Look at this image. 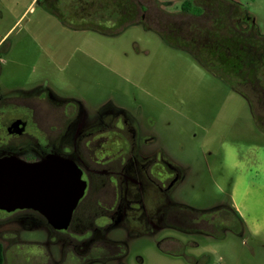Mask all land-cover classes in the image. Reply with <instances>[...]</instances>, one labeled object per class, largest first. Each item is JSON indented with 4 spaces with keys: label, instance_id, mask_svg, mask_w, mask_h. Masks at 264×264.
<instances>
[{
    "label": "rangeland",
    "instance_id": "rangeland-1",
    "mask_svg": "<svg viewBox=\"0 0 264 264\" xmlns=\"http://www.w3.org/2000/svg\"><path fill=\"white\" fill-rule=\"evenodd\" d=\"M124 1V14L151 15L176 12L183 2ZM234 1L264 31V0ZM105 19L89 13L63 22L43 1L0 0V96L49 87L61 98L76 95L91 105L128 110L143 135L157 138L151 148L163 147L182 171L163 202L193 209L186 213L194 223L218 216L216 207L224 206V226L206 233L179 229L185 225L147 231L126 218L105 234L125 244L124 257L110 258L112 250L98 246L88 264H264L262 92L217 77L191 53L159 38L149 23ZM0 240L4 264H55L40 241L55 242L50 248L61 263L64 241L44 224L2 223Z\"/></svg>",
    "mask_w": 264,
    "mask_h": 264
},
{
    "label": "flooded vegetation",
    "instance_id": "flooded-vegetation-1",
    "mask_svg": "<svg viewBox=\"0 0 264 264\" xmlns=\"http://www.w3.org/2000/svg\"><path fill=\"white\" fill-rule=\"evenodd\" d=\"M39 1L63 22L67 16L85 18L94 13L106 16L105 20L119 22L127 17L149 23L159 38L191 53L217 77L250 86L264 96V31L254 15L234 0H183L178 11L158 16L138 9L137 14H124V4L128 5L124 0ZM105 9L107 14L101 12ZM155 144L157 138L143 135L136 117L120 107L91 105L76 95L61 98L49 87L0 96V159L16 157L36 164L59 157L72 164L84 185L66 228H56L33 208L0 209V224L46 225L64 241L60 264H88L98 246L110 248V258L124 257L125 244L110 241L105 234L126 218L147 231L157 226L185 225L187 229L179 228L184 231L224 226L218 221L224 206L216 207L218 216L194 223L186 213L193 209L163 202L180 183L182 171L163 147L152 149ZM0 243L6 259V246ZM53 243L37 245L46 248L49 262L58 264L50 248Z\"/></svg>",
    "mask_w": 264,
    "mask_h": 264
},
{
    "label": "water",
    "instance_id": "water-1",
    "mask_svg": "<svg viewBox=\"0 0 264 264\" xmlns=\"http://www.w3.org/2000/svg\"><path fill=\"white\" fill-rule=\"evenodd\" d=\"M84 185L72 164L59 157L29 164L16 157L0 159V209L33 208L56 228H66Z\"/></svg>",
    "mask_w": 264,
    "mask_h": 264
},
{
    "label": "trees",
    "instance_id": "trees-1",
    "mask_svg": "<svg viewBox=\"0 0 264 264\" xmlns=\"http://www.w3.org/2000/svg\"><path fill=\"white\" fill-rule=\"evenodd\" d=\"M232 208H233L234 213L237 214L238 217H241L240 214L238 213V211L234 207H232ZM220 219L218 221L220 223H223V221H221ZM193 229H191V230L189 229V230L190 231H193ZM199 229H200V227L195 228L194 230H197L198 231ZM200 230L208 231V228H204V229H200ZM4 251H5L4 246H3L2 243H0V264H4V261H5Z\"/></svg>",
    "mask_w": 264,
    "mask_h": 264
},
{
    "label": "crops",
    "instance_id": "crops-1",
    "mask_svg": "<svg viewBox=\"0 0 264 264\" xmlns=\"http://www.w3.org/2000/svg\"><path fill=\"white\" fill-rule=\"evenodd\" d=\"M35 1V0H34ZM235 208V207H234ZM236 209V208H235ZM237 210V209H236Z\"/></svg>",
    "mask_w": 264,
    "mask_h": 264
}]
</instances>
